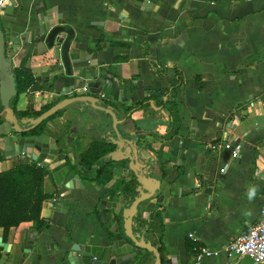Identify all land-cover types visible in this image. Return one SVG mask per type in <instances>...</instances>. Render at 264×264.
I'll list each match as a JSON object with an SVG mask.
<instances>
[{"label":"crops","instance_id":"0c3cea01","mask_svg":"<svg viewBox=\"0 0 264 264\" xmlns=\"http://www.w3.org/2000/svg\"><path fill=\"white\" fill-rule=\"evenodd\" d=\"M30 2L35 18L43 12L61 15L74 31L78 52L70 56L72 75L65 76L54 51L37 55L35 47L15 37L24 32L19 22L0 21L9 74L28 70L33 78L13 103L17 124L29 128L43 108L80 96L95 98V106L110 110L117 124L114 130L112 117L86 102H74L47 121L40 134L55 141V161L65 160L61 167L73 162L67 180L106 164L103 183L78 175L83 188L63 197L66 190L56 187L52 172L43 167L42 193L56 194L41 211L48 222L37 232L32 222L22 223L9 230L6 240L0 229V264H26L29 256L30 264H70L67 251L73 244L122 233L120 212L100 208L102 201L122 200L120 190L134 177L122 160L128 150L139 174L160 182L158 192L138 206L136 216L148 226L137 231L144 234L139 238L156 250L161 245L164 264H229L226 244L264 209V0H150L152 6L144 9L128 0ZM177 73L182 83L172 98ZM76 80L88 92L65 96L76 89ZM146 97L145 106L136 108ZM158 101L176 103L175 133L170 112ZM11 117L0 102V125ZM225 142L232 144L236 158L221 147ZM212 144L220 149L211 151ZM113 152L117 161L110 157ZM21 161L31 163L0 154V172ZM251 186L258 190L249 201ZM58 205L64 209L56 210ZM189 242L212 254L198 262ZM26 245L32 246L27 255ZM131 254L127 264L155 261L152 252L132 247ZM241 264L251 261L245 258Z\"/></svg>","mask_w":264,"mask_h":264},{"label":"water","instance_id":"95a60500","mask_svg":"<svg viewBox=\"0 0 264 264\" xmlns=\"http://www.w3.org/2000/svg\"><path fill=\"white\" fill-rule=\"evenodd\" d=\"M128 4L139 9L150 8L152 6L150 0H128ZM31 9L30 0H7L3 14H0V21L14 24L20 23V27L24 32L15 37L22 39V43L36 48L37 55H43L48 51H54L58 56L64 68L65 76L70 77L71 71V54L78 52V44L73 42L74 31L65 26V22L61 15H53L52 12H43L37 18L29 14ZM3 28L0 26V102L5 111L11 114V120L0 125V154L11 159L17 156L29 159L32 163H36L41 167H47L52 173L50 180L54 182L56 187L62 186L66 191L61 195L64 197L69 195L72 190L82 189L79 176L75 175L70 180L68 176L71 172V162L65 165V160H57L58 151L54 140L43 134L35 133L37 127L49 117L62 110L66 106L74 102L90 103L93 108L99 109L110 115L113 120V129L116 130L117 120L115 115L107 109L95 106L96 99L91 96H80L76 98L63 99L47 109L43 114L35 119L34 124L29 128H22L16 122V117L9 106L11 99L16 95V82L12 74L8 72V64L5 60V42ZM75 88L83 86L82 80H76ZM28 120H23L22 124ZM120 141V138H119ZM122 147V142L119 143ZM127 155L122 160L128 161V167L139 184L138 197H136L129 207H124L125 200L119 202H101V210L114 209L122 217V233L107 232L105 239L99 241L84 240V242L73 244L67 251V259L70 264H127L131 257V248L141 249L152 252L155 261L153 264H161L158 251L151 245V242L144 241L133 234L132 221L136 216L138 206L150 200L160 188V182L156 178H148L139 174L138 164L126 151ZM118 152H113L110 157L114 160ZM104 206V207H102ZM64 209L61 205L56 206V210ZM131 243V245L129 244ZM7 251L10 250L9 245L1 244ZM32 246L26 245L23 253L28 254ZM31 257L26 260V264H30Z\"/></svg>","mask_w":264,"mask_h":264},{"label":"trees","instance_id":"16d2710c","mask_svg":"<svg viewBox=\"0 0 264 264\" xmlns=\"http://www.w3.org/2000/svg\"><path fill=\"white\" fill-rule=\"evenodd\" d=\"M119 59L120 58H116V60ZM13 73L16 82V95L11 99L10 103L12 106V110L15 111L13 103L17 99V96L21 92L25 91L33 83V78L28 70L15 71ZM160 74H165V71H161ZM181 83V75L177 73L176 80L174 81L170 89V95L172 98H175ZM147 99L148 97H146L142 102L137 103L136 108L145 106V100ZM52 105L43 108L41 112L37 114V116L45 112ZM104 105L106 107H109L107 104ZM156 105L168 109L173 119V132L175 133L177 131L178 124L176 103L172 101H158L156 102ZM114 111L116 114L118 113L117 110ZM132 111V108L127 109L126 116ZM60 114L61 111H58L47 120L43 121L35 130V133L40 134L47 121ZM18 117L22 118L25 116L21 117V115H18ZM111 142V145L114 146L115 142L113 140H111ZM101 152L105 153L106 150H101ZM93 157V153H90L89 159L91 158L92 160ZM104 165L106 164H102L101 166H99L98 169L95 170L92 174L78 171V175L84 180L96 181L98 184H102L103 182L100 180V175ZM45 175L46 172L44 171L43 167L37 166L36 163H28L26 161H21L16 167L8 171L0 172V229H2L3 231L4 240H6L7 234L11 228L18 227L22 223L32 222V231L34 232L39 231L47 224L48 221L41 217V211L46 201L56 198V194L52 197H49L42 193V183ZM138 188L139 184L137 183L135 178L132 177V180L120 190L119 196L120 199L125 200V207H129L132 204L133 200L138 197ZM117 223L120 227V230L122 231V217L120 214L117 218ZM132 226L134 235H137L138 237H144V234L137 231H146L148 229V226L144 222H142L138 216H135L133 218ZM189 243L190 244L188 245V247L191 248V250L192 248L195 249L192 251L196 253V255H199L200 246L194 242ZM157 251L159 253L161 262L164 264L165 262L163 260L161 245H159Z\"/></svg>","mask_w":264,"mask_h":264},{"label":"built area","instance_id":"2783aa9c","mask_svg":"<svg viewBox=\"0 0 264 264\" xmlns=\"http://www.w3.org/2000/svg\"><path fill=\"white\" fill-rule=\"evenodd\" d=\"M4 1L0 0V10ZM87 92V85H83L78 89L66 90L63 94L65 96H71L75 93L85 95ZM219 147L218 144H212L209 148L211 151H215L220 149ZM221 147L230 151L232 158L237 157L238 153L231 143L225 142ZM211 254V252L203 248L200 250L197 261L199 262L203 257ZM225 254L230 260L229 264H241L245 258H248L251 264H264V209L251 226L226 244Z\"/></svg>","mask_w":264,"mask_h":264},{"label":"clouds","instance_id":"9594fccd","mask_svg":"<svg viewBox=\"0 0 264 264\" xmlns=\"http://www.w3.org/2000/svg\"><path fill=\"white\" fill-rule=\"evenodd\" d=\"M257 187L255 186H251L249 187L248 191H247V197L249 199V201H251L252 199L255 198L256 194H257Z\"/></svg>","mask_w":264,"mask_h":264}]
</instances>
